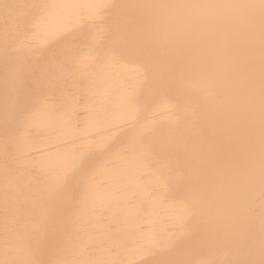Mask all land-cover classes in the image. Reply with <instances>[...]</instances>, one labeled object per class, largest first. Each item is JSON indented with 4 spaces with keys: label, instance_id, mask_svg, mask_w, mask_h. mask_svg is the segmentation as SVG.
I'll return each instance as SVG.
<instances>
[{
    "label": "bare ground",
    "instance_id": "bare-ground-1",
    "mask_svg": "<svg viewBox=\"0 0 264 264\" xmlns=\"http://www.w3.org/2000/svg\"><path fill=\"white\" fill-rule=\"evenodd\" d=\"M0 264H264V0H0Z\"/></svg>",
    "mask_w": 264,
    "mask_h": 264
}]
</instances>
